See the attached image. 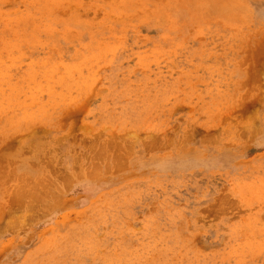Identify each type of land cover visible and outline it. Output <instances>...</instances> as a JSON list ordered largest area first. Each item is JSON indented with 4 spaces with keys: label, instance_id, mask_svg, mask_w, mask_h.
<instances>
[{
    "label": "rangeland",
    "instance_id": "rangeland-1",
    "mask_svg": "<svg viewBox=\"0 0 264 264\" xmlns=\"http://www.w3.org/2000/svg\"><path fill=\"white\" fill-rule=\"evenodd\" d=\"M0 264H264V0H0Z\"/></svg>",
    "mask_w": 264,
    "mask_h": 264
},
{
    "label": "bare ground",
    "instance_id": "bare-ground-1",
    "mask_svg": "<svg viewBox=\"0 0 264 264\" xmlns=\"http://www.w3.org/2000/svg\"><path fill=\"white\" fill-rule=\"evenodd\" d=\"M38 166H39V165H38ZM1 171H2V170H1ZM11 175H12V174H11ZM37 177H38V176H37ZM66 177H67V176H66ZM39 181H40V180H39ZM62 181H63V180H62ZM66 181H67V180H66ZM35 182H36V181H35ZM37 182H38V181H37ZM38 183H39V182H38ZM45 184H46V183H45ZM45 184H44V185H45ZM47 184H48V183H47ZM65 185H66V184H65ZM45 186H46V185H45ZM47 187H48V186H47ZM57 187H58V186H57ZM24 188H25V187H24ZM53 189H54V188H53ZM7 190H8V189H7ZM15 190H16V189H15ZM33 190H35V189H33ZM33 192H34V191H33ZM33 192H32V193H33ZM37 192H38V191H37ZM27 193H28V192H27ZM27 193H26V194H27ZM28 196H30V195H28ZM32 197H33V196H32ZM40 197H41V196H40ZM40 197H39V198H40ZM46 197H48V196H46ZM37 200H38V199H37ZM43 202H45V201H43ZM26 215H27V214H26ZM30 215H31V214H30Z\"/></svg>",
    "mask_w": 264,
    "mask_h": 264
}]
</instances>
